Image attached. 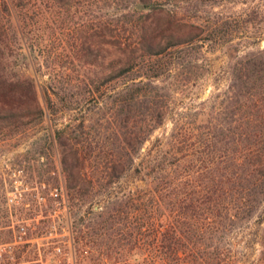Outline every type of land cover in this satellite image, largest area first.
<instances>
[{
	"label": "trees",
	"instance_id": "1",
	"mask_svg": "<svg viewBox=\"0 0 264 264\" xmlns=\"http://www.w3.org/2000/svg\"><path fill=\"white\" fill-rule=\"evenodd\" d=\"M93 1L99 13L84 31L96 43L84 42L83 56L102 65L104 83L119 84L111 148L71 141L68 124L55 127L66 186L58 196L71 216L76 264H92L91 248L93 264H264V46L245 49L224 90L176 110V85L194 84L187 66L228 30V20L180 14L176 4L194 0H0V133L66 111L58 104L73 94L53 77L45 106L34 79L11 63L31 13ZM262 7L242 20H264Z\"/></svg>",
	"mask_w": 264,
	"mask_h": 264
},
{
	"label": "rangeland",
	"instance_id": "2",
	"mask_svg": "<svg viewBox=\"0 0 264 264\" xmlns=\"http://www.w3.org/2000/svg\"><path fill=\"white\" fill-rule=\"evenodd\" d=\"M177 4L180 14L199 22L204 20L215 25L229 21L227 31H217L219 36L225 34L221 40L213 46L205 45L199 58L195 57L187 66L194 84L176 85L174 94L179 111L185 109L183 106L198 104L224 90L230 80L232 64L245 49L264 46L263 15L249 24L241 18L253 7L264 8V0H194ZM98 13L99 7L94 1L61 10L46 9L44 14L36 10L28 15L31 23L26 26L25 44L19 36L13 40L17 48L11 55V63L19 72L34 79L45 106L48 105L46 90L53 77L60 85L71 87L73 94L67 106L58 104L66 111L48 114L43 119H27L19 128L0 133V251L4 256L0 264H76L71 216L65 201L58 196L61 190L65 198L66 186L55 127L68 124L66 134L71 141H90L97 150L103 144L110 148L114 145L113 92L119 82L104 83L98 77L102 65L88 62L82 49L86 41L96 43V36H90L84 28L95 22ZM254 36L261 39L249 43ZM92 47L94 50V45ZM107 53L108 58L116 54L112 48ZM90 56L94 58V54ZM103 86H108V90L101 94L98 88ZM170 126L171 121H168L157 128L152 139ZM148 145L149 140L143 150ZM77 210L79 217L85 207ZM47 224L54 229H43L39 233ZM91 250L85 258L93 264L97 251Z\"/></svg>",
	"mask_w": 264,
	"mask_h": 264
},
{
	"label": "built area",
	"instance_id": "3",
	"mask_svg": "<svg viewBox=\"0 0 264 264\" xmlns=\"http://www.w3.org/2000/svg\"><path fill=\"white\" fill-rule=\"evenodd\" d=\"M3 249H5V248H3ZM3 251H5V250H3ZM2 258H4V256H3V252L0 251V260H1Z\"/></svg>",
	"mask_w": 264,
	"mask_h": 264
}]
</instances>
